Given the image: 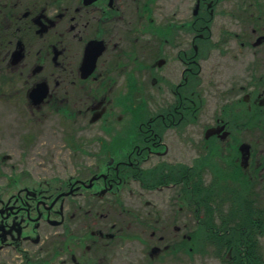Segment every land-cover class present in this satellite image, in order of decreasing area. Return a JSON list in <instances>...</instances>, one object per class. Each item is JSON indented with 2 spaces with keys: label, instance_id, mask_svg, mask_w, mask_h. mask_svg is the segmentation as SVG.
Masks as SVG:
<instances>
[{
  "label": "flooded vegetation",
  "instance_id": "flooded-vegetation-1",
  "mask_svg": "<svg viewBox=\"0 0 264 264\" xmlns=\"http://www.w3.org/2000/svg\"><path fill=\"white\" fill-rule=\"evenodd\" d=\"M0 264H264V0H0Z\"/></svg>",
  "mask_w": 264,
  "mask_h": 264
},
{
  "label": "rangeland",
  "instance_id": "rangeland-1",
  "mask_svg": "<svg viewBox=\"0 0 264 264\" xmlns=\"http://www.w3.org/2000/svg\"><path fill=\"white\" fill-rule=\"evenodd\" d=\"M57 127H59L58 122H57L56 120H54V121H53V124H52V128H57ZM53 134H54V133H53ZM52 139H53V140H52V143L54 144L55 141H56L57 139H56V137H54V136L52 137Z\"/></svg>",
  "mask_w": 264,
  "mask_h": 264
}]
</instances>
